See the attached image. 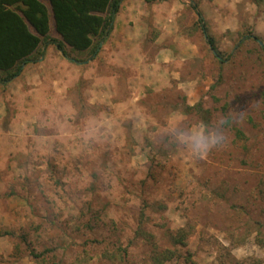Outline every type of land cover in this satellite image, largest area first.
Returning a JSON list of instances; mask_svg holds the SVG:
<instances>
[{"label":"rangeland","instance_id":"obj_1","mask_svg":"<svg viewBox=\"0 0 264 264\" xmlns=\"http://www.w3.org/2000/svg\"><path fill=\"white\" fill-rule=\"evenodd\" d=\"M231 4L123 0L95 52L49 44L0 83V264H264V8ZM173 118L228 141L196 158Z\"/></svg>","mask_w":264,"mask_h":264},{"label":"trees","instance_id":"obj_2","mask_svg":"<svg viewBox=\"0 0 264 264\" xmlns=\"http://www.w3.org/2000/svg\"><path fill=\"white\" fill-rule=\"evenodd\" d=\"M146 1L151 3L170 0ZM122 2L123 0H47L46 3L43 0H0V83L7 85L12 82L21 74L23 64L43 55V47L49 44L55 45L67 59L71 56L68 48L80 53L95 52L99 44L112 33ZM250 2L259 9L264 8V0ZM193 9L202 23L204 20L201 12L196 7ZM201 27L211 50L218 59H222L223 54L218 50L214 37L208 33L204 24ZM53 31L56 38L52 36ZM251 36H243L241 41L246 40L242 43ZM252 37L260 41L257 36ZM220 80L221 76L218 82ZM198 107L201 111L199 104L195 107L187 105L186 112L197 110ZM237 135L243 137L240 130H237ZM258 238L261 240L260 236ZM171 240L174 247H185L188 245L189 235L185 229H180ZM261 241L264 244V240ZM175 257L174 250H158L155 246L151 259L152 264H168Z\"/></svg>","mask_w":264,"mask_h":264},{"label":"clouds","instance_id":"obj_3","mask_svg":"<svg viewBox=\"0 0 264 264\" xmlns=\"http://www.w3.org/2000/svg\"><path fill=\"white\" fill-rule=\"evenodd\" d=\"M181 119L173 118L166 133L177 146L186 149L192 156L203 158L212 150L226 145L228 136L224 131L225 122L223 120L214 121L211 126L198 123L182 129Z\"/></svg>","mask_w":264,"mask_h":264},{"label":"crops","instance_id":"obj_4","mask_svg":"<svg viewBox=\"0 0 264 264\" xmlns=\"http://www.w3.org/2000/svg\"><path fill=\"white\" fill-rule=\"evenodd\" d=\"M226 2H228V6L231 4V2H233L231 5L234 7H236V4H238V3H240L241 2V0H226ZM167 3V2H166ZM234 7V8H235ZM230 9L233 13H236V10L235 9ZM116 21H117V25H118V17L116 18ZM146 31H145V29H144V31L142 32V33H145ZM165 38V32L164 31H162V29H161V37L159 38L160 39V42H163V39Z\"/></svg>","mask_w":264,"mask_h":264},{"label":"water","instance_id":"obj_5","mask_svg":"<svg viewBox=\"0 0 264 264\" xmlns=\"http://www.w3.org/2000/svg\"><path fill=\"white\" fill-rule=\"evenodd\" d=\"M259 43H260L261 45H263V42L259 41Z\"/></svg>","mask_w":264,"mask_h":264}]
</instances>
